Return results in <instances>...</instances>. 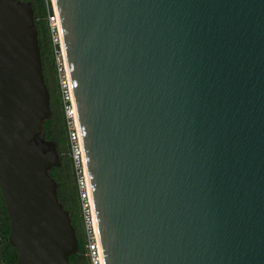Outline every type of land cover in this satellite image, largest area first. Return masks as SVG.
<instances>
[{
	"label": "water",
	"instance_id": "water-1",
	"mask_svg": "<svg viewBox=\"0 0 264 264\" xmlns=\"http://www.w3.org/2000/svg\"><path fill=\"white\" fill-rule=\"evenodd\" d=\"M105 264H264V0H55ZM31 3L0 0V189L18 264H72Z\"/></svg>",
	"mask_w": 264,
	"mask_h": 264
},
{
	"label": "trees",
	"instance_id": "trees-1",
	"mask_svg": "<svg viewBox=\"0 0 264 264\" xmlns=\"http://www.w3.org/2000/svg\"><path fill=\"white\" fill-rule=\"evenodd\" d=\"M25 1H29L32 6L42 60V71L50 96L51 114L44 121L43 136L46 139L55 141L59 156V164L52 166L49 169V173L57 182V196L63 207L69 212L77 237L78 249L69 255V262L72 264H91L85 246L84 227L82 224L72 156L52 56L47 25L46 0ZM9 230L8 211L0 189V264H18L16 248L8 239Z\"/></svg>",
	"mask_w": 264,
	"mask_h": 264
},
{
	"label": "built area",
	"instance_id": "built-area-1",
	"mask_svg": "<svg viewBox=\"0 0 264 264\" xmlns=\"http://www.w3.org/2000/svg\"><path fill=\"white\" fill-rule=\"evenodd\" d=\"M47 25L51 43L52 56L58 81V91L62 102L64 119L72 156L73 169L76 180V188L80 204L82 224L84 227L85 246L90 257L91 264H101L100 251L97 236L93 225V206L90 198L89 185L83 165V154L80 143V135L72 100V86L66 52L62 42L61 24L58 12L52 0H46Z\"/></svg>",
	"mask_w": 264,
	"mask_h": 264
},
{
	"label": "bare ground",
	"instance_id": "bare-ground-1",
	"mask_svg": "<svg viewBox=\"0 0 264 264\" xmlns=\"http://www.w3.org/2000/svg\"><path fill=\"white\" fill-rule=\"evenodd\" d=\"M53 1V0H52ZM54 7L56 9V1L54 0ZM57 10V9H56ZM62 35V33H61ZM63 36V35H62ZM63 42V41H62ZM64 44V43H62ZM63 48H64V52H65V47L63 45ZM72 100H73V108L75 110V115H76V120H77V114H76V108H75V103H74V97H73V92H72ZM77 124H78V120H77ZM78 130H79V126H78ZM79 135H80V131H79ZM80 143H81V137H80ZM81 148H82V143H81ZM82 154H83V149H82ZM83 165H84V170H85V175H86V178H87V183H88V177H87V172H86V166H85V160H84V154H83ZM89 185V183H88ZM90 190V189H89ZM90 198H91V195H90ZM92 201V200H91ZM93 225H94V230H95V234L97 236V240H98V245H99V251H100V261H101V264H105L104 262V257H103V252H102V248H101V244H100V239H99V234H98V230H97V225H96V221H95V217H94V212H93Z\"/></svg>",
	"mask_w": 264,
	"mask_h": 264
},
{
	"label": "rangeland",
	"instance_id": "rangeland-1",
	"mask_svg": "<svg viewBox=\"0 0 264 264\" xmlns=\"http://www.w3.org/2000/svg\"><path fill=\"white\" fill-rule=\"evenodd\" d=\"M53 3H54V0H53Z\"/></svg>",
	"mask_w": 264,
	"mask_h": 264
}]
</instances>
